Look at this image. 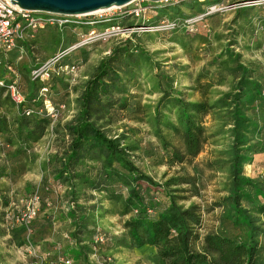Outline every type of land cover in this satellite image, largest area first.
Instances as JSON below:
<instances>
[{
  "label": "rangeland",
  "instance_id": "374dc122",
  "mask_svg": "<svg viewBox=\"0 0 264 264\" xmlns=\"http://www.w3.org/2000/svg\"><path fill=\"white\" fill-rule=\"evenodd\" d=\"M241 1L244 0H168L159 3L141 0L139 4L151 11L146 14L150 21H175L178 28L132 38L152 62L146 64L139 61L138 67L129 76L131 79L124 81L126 109L115 107L108 113L99 111L93 117L95 125L108 137L134 148L130 153L131 160L155 184L163 186L166 180L175 176L196 180L197 195L189 191L178 193L179 197L185 199L177 202L183 207L194 205L198 208L201 224L197 230L201 237L213 233L237 241L243 233L231 227L226 206L215 207V204L222 202L230 189L228 160L232 138L228 113L231 108L229 102L240 77L238 64L252 71L264 95V3L257 7L229 9V6ZM213 7L215 9L211 10ZM129 9L130 6L113 8L80 16L78 20H97L110 16L120 20L122 15L127 14L119 13ZM43 14L33 13V16ZM127 20L137 21L131 16H127ZM86 30L85 27L72 30L71 27L47 26L33 31L25 28L23 38L18 40L16 46L0 54V78L8 81L17 77L24 91L35 92L38 84L31 79V71L68 46V43H75L77 34ZM123 40L112 39L87 48L85 51L88 54L84 51L69 54L65 61H79L86 56V62L73 76L63 72L52 73L59 78L64 77L66 81L59 82L55 78L51 82L54 85L59 82L53 97L58 116L37 142L22 146L17 143L13 128L19 112L7 94L0 92V115L5 117L8 125L7 132L0 134V169L4 170L0 177V264L31 263L29 245L22 241L20 231L16 230L18 228H10L11 217L22 210L24 199L38 191V187L54 182L70 142L66 126L71 125L78 115L79 98L85 83L107 53ZM156 73L162 76V80L156 78ZM198 76L201 83L210 85L205 94L195 91ZM163 90L174 97L161 101L160 115L155 119ZM227 95L230 96L226 99ZM120 96L115 94L114 98ZM173 98L188 103L203 101L209 105L217 103V107L223 106L203 118V150L196 159L183 165L170 164L171 150L163 146L164 142L169 147L181 149L180 138L164 125L168 120L174 122L176 119L172 109ZM227 105L230 107H224ZM247 115L263 127L262 133L254 136V139L264 141V112L257 106L250 109ZM158 134L163 136V140ZM19 148H22V152L15 155ZM99 166L98 162L88 161L77 170L88 169L95 174ZM244 173L264 184V154L254 155L252 163L244 165ZM139 188L146 204L158 207L163 195H156L155 189L145 184ZM177 188L189 190L188 186ZM121 193L125 196L127 190L123 188ZM48 202L50 207H45L33 222L32 234L29 236L31 246L36 248L39 256L38 260L33 259V264H59L60 254H71L82 246H88L89 251L86 257L75 259L76 263L161 264L154 248L134 250L118 246L119 240L126 234L123 224L130 216L119 215L120 204L108 201L104 193L77 186L73 195L69 193L68 183L65 182L60 192L52 194ZM71 206L78 216H85V227L80 224V228H76L67 217ZM242 206L251 209L253 204L243 202ZM97 231L106 240L108 245L105 247L101 244L93 247V236ZM74 233H77L75 237ZM79 240L83 242L81 245H78Z\"/></svg>",
  "mask_w": 264,
  "mask_h": 264
},
{
  "label": "trees",
  "instance_id": "16d2710c",
  "mask_svg": "<svg viewBox=\"0 0 264 264\" xmlns=\"http://www.w3.org/2000/svg\"><path fill=\"white\" fill-rule=\"evenodd\" d=\"M134 19L137 21L128 22L127 16L121 17L120 20L112 17L109 20L91 21L95 22L93 27L98 28L111 25L130 27L156 22L150 21V18L146 16L143 19ZM84 27L92 28L88 25ZM138 35H132L130 38L118 42L100 61L92 77L86 81L79 98L78 115L71 125L66 126L70 142L67 152L60 162L54 182L45 183L38 187V191H35L40 199L39 213L27 227L13 222L10 228H18L16 230L20 231L19 235H22V241L31 245L29 236L32 234L33 222L39 218L45 207H50L49 197L52 194H58L63 183L67 182L69 193L73 195L75 188L82 186L98 193H104L108 201L120 204L121 209L118 214L130 217L123 224L126 234L119 240L118 246L134 250L154 248L161 264H264V184L254 181L244 173V165L251 164L254 155L264 154V141L254 139V136L262 133L263 127L258 126L247 115L250 109L257 106L264 112V95L260 82L252 75L251 70L240 64L237 65V69L241 72L236 83L235 93L229 102L231 108L228 113L231 119L230 134L232 138L228 160L230 189L229 195L222 202L215 204V207L226 206L231 227L238 229L243 234L239 241L213 233L201 237L197 230L201 224L198 208L194 205L183 207L177 202L180 199H185L179 197L178 193L189 191L192 195H197L196 180L187 176H175L166 180L163 186L155 184L131 160L130 153L134 148L122 145L117 139L108 137L93 121V117L99 111L108 113L115 107L120 110L126 109V100L123 98L125 95L124 81L128 78L131 79L129 76L136 70L139 61L146 64L152 62L148 54L133 42L132 38ZM70 45L72 44L68 43V46ZM93 46L77 49L74 53L79 51L87 53L85 49ZM68 56L61 59L57 66L72 65L80 68L86 62L84 60L86 56L80 58L79 61H65ZM54 74H50L49 79L44 83L33 80L35 84H38L35 92H26L20 86L24 102L17 106L19 117L13 128L14 138L20 146L39 141L52 121L43 112L39 90L42 86H47L49 89L48 98L56 107L53 98L56 86L60 81H66V79L54 76ZM154 75L157 79L162 80V76H158L159 73ZM15 78L17 77L11 79ZM55 78L59 82L54 85L51 82ZM209 87V83H201L199 76L196 78L195 91L205 94ZM0 92H5V90L0 88ZM115 94L121 95L120 98H114ZM161 94L162 98L159 100L155 119L160 115L161 101L173 96L167 90H163ZM229 96L227 95L226 99ZM7 97L9 98L8 95ZM9 101L11 102L10 98ZM172 105L176 119L174 122L168 120L164 125L168 131L180 138L181 149L169 147L164 142L163 146L165 149L171 150L170 164L183 165L192 162L203 150L205 141L203 118L223 106L217 107V103L209 105L203 101L188 103L179 98H173ZM26 111H31V113L25 115ZM7 130L6 119L0 115V134L6 133ZM158 137L163 140L161 134H158ZM21 152L22 148H19L14 154L19 155ZM88 161L100 164L95 174H92L88 169L77 170L79 166L85 165ZM3 173L4 170L0 169V177ZM142 184L155 189L156 195H163L161 202L158 201V207L155 204H146L139 188ZM182 186H188L189 190L177 188ZM123 188L127 190L125 196L121 193ZM153 199L157 201L155 197ZM243 202H250L253 207L251 209L244 208ZM66 215L76 228H80V224L85 227V216L83 214L78 216L72 206ZM76 235L77 233H74L73 237ZM97 236L103 237L99 231L94 233L92 242L95 244L94 248L100 244L102 247L108 245L106 240L103 243L95 241ZM82 243L79 240L78 245ZM34 249L36 250V248ZM88 251V246H82L71 254L62 253L57 263L62 264L60 259L66 258L74 264H83L81 261L76 263L74 260L86 257ZM35 255L36 257H32L30 264H33V259H39L37 250Z\"/></svg>",
  "mask_w": 264,
  "mask_h": 264
},
{
  "label": "built area",
  "instance_id": "2783aa9c",
  "mask_svg": "<svg viewBox=\"0 0 264 264\" xmlns=\"http://www.w3.org/2000/svg\"><path fill=\"white\" fill-rule=\"evenodd\" d=\"M141 0H135L128 4L130 9L119 14H127L132 18L143 19L146 14L150 13V9L142 7L139 3ZM264 0H244L234 3L229 6V9H241L245 7H257L261 6ZM126 7V6H124ZM215 7V6H214ZM210 8L214 10L215 8ZM108 11V10H107ZM117 14V13H115ZM122 15L121 17H123ZM84 17V16H83ZM112 16L104 18L109 20ZM115 18V17H114ZM80 16H58L44 13L42 16L35 17L33 12L24 11L12 4V0H0V54L11 51L17 44L18 40L23 38V30L25 28L29 30L43 29L44 27H71L72 30H81L82 27L88 25L92 28L87 29L83 33L77 34V41L72 45L58 51L52 58L43 63L38 68L31 71V79L39 80L42 83L49 79L50 74L56 72H63L66 75L73 76L78 67L72 65H65L63 67L57 66L61 59L65 58L69 54L73 53L77 49L93 46L96 44H102L112 39L130 38L132 35L155 33L166 29H176L178 24L175 21H159L154 24H140L133 26L111 25L104 28L93 27L94 21L91 20H78ZM97 22V21H96ZM189 24L190 22H186ZM108 54V53H107ZM0 88L5 90V93L9 96L11 102L18 106L24 102V95L20 88L18 78L6 81L0 79ZM49 89L47 86H42L39 90V99L42 101L43 112L52 121L57 119L58 109L51 103L48 98ZM31 111H26L25 115H29ZM40 209V199L37 192L32 193L24 199L22 210L19 211L14 217H11L12 223L20 224L27 227L28 224L37 216ZM95 241L99 243L104 242L102 236H97ZM28 250L32 257H36V250L29 244ZM62 264H74L71 260L61 258Z\"/></svg>",
  "mask_w": 264,
  "mask_h": 264
},
{
  "label": "water",
  "instance_id": "95a60500",
  "mask_svg": "<svg viewBox=\"0 0 264 264\" xmlns=\"http://www.w3.org/2000/svg\"><path fill=\"white\" fill-rule=\"evenodd\" d=\"M135 0H12L24 11L58 16H86L99 10H109L130 4ZM159 3L168 0H142Z\"/></svg>",
  "mask_w": 264,
  "mask_h": 264
},
{
  "label": "bare ground",
  "instance_id": "6f19581e",
  "mask_svg": "<svg viewBox=\"0 0 264 264\" xmlns=\"http://www.w3.org/2000/svg\"><path fill=\"white\" fill-rule=\"evenodd\" d=\"M113 8H115V7H113ZM113 8H111V9H113ZM101 11H103V10H99V11H96V12H94V13H99V12H101ZM94 13H92V14H94Z\"/></svg>",
  "mask_w": 264,
  "mask_h": 264
}]
</instances>
